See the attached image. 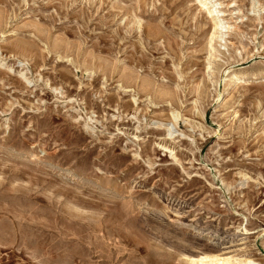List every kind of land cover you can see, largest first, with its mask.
I'll list each match as a JSON object with an SVG mask.
<instances>
[{"label":"rangeland","instance_id":"374dc122","mask_svg":"<svg viewBox=\"0 0 264 264\" xmlns=\"http://www.w3.org/2000/svg\"><path fill=\"white\" fill-rule=\"evenodd\" d=\"M204 1L0 0V264H264V0Z\"/></svg>","mask_w":264,"mask_h":264},{"label":"bare ground","instance_id":"6f19581e","mask_svg":"<svg viewBox=\"0 0 264 264\" xmlns=\"http://www.w3.org/2000/svg\"><path fill=\"white\" fill-rule=\"evenodd\" d=\"M198 1V0H197ZM198 3V2H197ZM199 4L202 8V10L206 11V14L210 17L213 18L214 16L212 15L215 11L214 10H210L211 7H207V2L206 1H201L199 0ZM223 13V12H222ZM258 19V17H257ZM263 20V19H262ZM211 21V20H210ZM213 31L210 35V39H209V49H210V55L211 57L216 54V50L212 48V44L210 45V43L213 41V38H217L222 40V36H221V27H220V22L217 20V18H214L213 20ZM262 22V21H261ZM260 24V23H259ZM262 24V23H261ZM216 35H218V37H215ZM233 47L234 45L231 44ZM208 49V48H207ZM213 51V52H212ZM208 52V51H207ZM212 52V53H211ZM207 54V53H206ZM208 58V57H207ZM215 58V56H214ZM209 59V58H208ZM210 60V59H209ZM210 67V66H209ZM256 79H264V63L262 65V68L259 72L256 73H246V74H241V75H230L227 76V79L225 80V85H224V90L227 89H231V88H235L237 85L241 84V81H245V80H256ZM173 115V114H172ZM174 117V116H173ZM206 258V257H205ZM204 258V260H205ZM207 259V258H206ZM209 259V258H208ZM213 260V259H211ZM202 261V260H201ZM199 260V264H203L204 262H201ZM227 261V260H226ZM210 262V261H209ZM191 264H195V263H191ZM225 264H231L228 261Z\"/></svg>","mask_w":264,"mask_h":264}]
</instances>
